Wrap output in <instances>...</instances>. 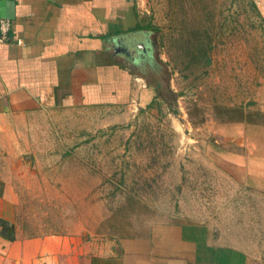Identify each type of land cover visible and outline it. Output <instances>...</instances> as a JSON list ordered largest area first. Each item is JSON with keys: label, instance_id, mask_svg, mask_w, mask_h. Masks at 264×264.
Masks as SVG:
<instances>
[{"label": "rangeland", "instance_id": "obj_1", "mask_svg": "<svg viewBox=\"0 0 264 264\" xmlns=\"http://www.w3.org/2000/svg\"><path fill=\"white\" fill-rule=\"evenodd\" d=\"M140 1L154 38L134 65L157 89L161 109L140 112L131 103L54 113L39 151L47 181L29 190L25 218L55 232L77 223L78 213L79 222L117 238L193 210L232 213L238 221L228 216L227 224L264 264V193H232L207 170L218 150H264V0H256L259 10L251 0ZM199 41L209 47L208 67L192 61ZM226 197L241 203L226 207Z\"/></svg>", "mask_w": 264, "mask_h": 264}, {"label": "crops", "instance_id": "obj_2", "mask_svg": "<svg viewBox=\"0 0 264 264\" xmlns=\"http://www.w3.org/2000/svg\"><path fill=\"white\" fill-rule=\"evenodd\" d=\"M0 15L12 21L0 46V264H259L227 224L228 216L238 221L232 213L193 210L117 238L79 222L78 213L77 223L55 232L25 218L29 190L47 181L39 151L49 118L146 105L148 85L132 61L142 60L154 34L140 0H0ZM216 152L207 170L232 193H264V150Z\"/></svg>", "mask_w": 264, "mask_h": 264}, {"label": "trees", "instance_id": "obj_3", "mask_svg": "<svg viewBox=\"0 0 264 264\" xmlns=\"http://www.w3.org/2000/svg\"><path fill=\"white\" fill-rule=\"evenodd\" d=\"M251 4L254 8L259 10L258 4L256 0H251ZM190 47H192V61L194 63H200L203 64L204 67H208L211 64V58L209 56V47L206 46L203 42L199 41L197 43L192 44ZM142 95V94H141ZM145 101L146 105H139L140 112H144L145 110H151L154 108V106H157V109L160 110L161 106L158 103V92L157 89H154L153 86H147L145 89ZM140 104V103H139Z\"/></svg>", "mask_w": 264, "mask_h": 264}, {"label": "built area", "instance_id": "obj_4", "mask_svg": "<svg viewBox=\"0 0 264 264\" xmlns=\"http://www.w3.org/2000/svg\"><path fill=\"white\" fill-rule=\"evenodd\" d=\"M11 28V19L0 15V46L9 42Z\"/></svg>", "mask_w": 264, "mask_h": 264}, {"label": "flooded vegetation", "instance_id": "obj_5", "mask_svg": "<svg viewBox=\"0 0 264 264\" xmlns=\"http://www.w3.org/2000/svg\"><path fill=\"white\" fill-rule=\"evenodd\" d=\"M132 64L134 65V62L132 61Z\"/></svg>", "mask_w": 264, "mask_h": 264}]
</instances>
